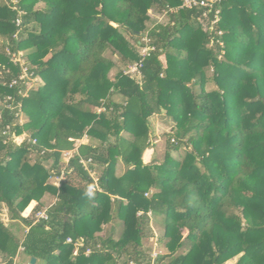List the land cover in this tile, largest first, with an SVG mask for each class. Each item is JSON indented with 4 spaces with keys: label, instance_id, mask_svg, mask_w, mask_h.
<instances>
[{
    "label": "trees",
    "instance_id": "trees-1",
    "mask_svg": "<svg viewBox=\"0 0 264 264\" xmlns=\"http://www.w3.org/2000/svg\"><path fill=\"white\" fill-rule=\"evenodd\" d=\"M182 1L0 2V264H264V0Z\"/></svg>",
    "mask_w": 264,
    "mask_h": 264
},
{
    "label": "rangeland",
    "instance_id": "rangeland-1",
    "mask_svg": "<svg viewBox=\"0 0 264 264\" xmlns=\"http://www.w3.org/2000/svg\"><path fill=\"white\" fill-rule=\"evenodd\" d=\"M0 2H2V0H0ZM37 8L43 7V3L39 2L36 5ZM173 9H171L172 11ZM169 11H162V12H157L153 9H149L148 10V14L150 16L151 21L149 22V25L151 26L152 24H154V22H160L163 24L168 23L169 21V15H168ZM203 25H205V23H203ZM212 26V25H211ZM128 38L133 41V39L131 37L128 36ZM23 51L19 50L17 55L12 54L11 57V61L13 64L16 63H20L21 65H24L27 63L26 58L23 56ZM130 67V66H129ZM128 67V68H129ZM25 71V67L23 68ZM126 72H128V70H126ZM125 72V73H126ZM39 81V83H42V79L37 77L34 78V81ZM37 83V82H36ZM209 88H213L214 85L213 84H209L208 86ZM101 110V109H100ZM164 112V111H163ZM26 118L25 115H21V117L19 118V121L21 122H25ZM166 121V120H165ZM163 119L161 120L159 116L156 115H152L150 117V123L153 127V133H154V137H153V141H154V147L152 149H148L144 155L143 158L145 160H149L152 157H162L163 156V151L166 147V137H164V134L167 133L168 131H170L171 129V123L170 121L165 122ZM159 135L158 137L155 136ZM174 155H176V153H174ZM60 161L61 158H60ZM43 162V161H42ZM52 160L50 161H44L42 164L43 166L50 171V166H51ZM48 181L50 183H55L57 185L60 184V182L57 181V179L55 180V177H51L48 179ZM59 183V184H58ZM49 201V200H48ZM55 198H52L49 203L46 202L47 204H45L44 207L48 208V206H50L52 203H54ZM30 209H31V205L28 206V208H26V211L22 212V215H31L30 214ZM0 218L6 223L8 221V214L6 213V210L0 209ZM109 227L110 226H104L102 231L99 233L101 235H106L109 231ZM25 229V228H24ZM149 231H146L147 233H149V236L145 237L142 239V248L145 250V254L146 257L151 258L150 259V264H163L166 263V261L168 260V258H165L164 260H158V258H161L163 255H167L169 254L168 249L164 246L163 243H161L159 241V238L162 235V228L161 226L156 222H150L149 224ZM236 258L230 259L227 262H225L224 264H234L236 261ZM23 262L25 264H29V259L25 256V255H21L20 258H17L16 261ZM0 262H1V257H0ZM36 264H43V261L38 260V262Z\"/></svg>",
    "mask_w": 264,
    "mask_h": 264
},
{
    "label": "built area",
    "instance_id": "built-area-1",
    "mask_svg": "<svg viewBox=\"0 0 264 264\" xmlns=\"http://www.w3.org/2000/svg\"><path fill=\"white\" fill-rule=\"evenodd\" d=\"M215 1H216V0H183V1H182V4H181L179 7H180V8H182V7H187V8H189V7H193V6H208V7H211L212 4H213ZM207 12H208V11H204V12L202 13V16L206 18V17H207ZM200 20H202V18H201ZM216 20H217V19L213 20V22H215ZM17 54H18V52H17ZM17 54H14V55H17ZM19 65H20V63H19ZM136 68H137V65H136V64L133 65V66H131V71H132V72L135 71ZM23 70H24V69H23ZM23 77H24V75H23ZM82 142H83V140H79V139H77V140L74 141V148L69 149V150L61 151V155H60L61 160L64 161V162H67L70 158H72L73 155L75 154L77 148L79 147V145H80ZM82 162L84 163L85 168H88L89 160H88V161H84V160H82ZM62 178H63V175H61V176H56V177H55V180L57 179V181L60 182V180H61ZM53 184H54L55 186H59V185H57V184H55V183H53ZM58 184H59V183H58ZM92 189H94V188H92ZM34 217H35V220L42 219V218H44V219L47 218L46 209H43V210H41V211H37V212L35 213V216H34ZM68 241H70V239H68Z\"/></svg>",
    "mask_w": 264,
    "mask_h": 264
},
{
    "label": "water",
    "instance_id": "water-1",
    "mask_svg": "<svg viewBox=\"0 0 264 264\" xmlns=\"http://www.w3.org/2000/svg\"><path fill=\"white\" fill-rule=\"evenodd\" d=\"M34 262H35V258L34 257H31L30 264H33Z\"/></svg>",
    "mask_w": 264,
    "mask_h": 264
},
{
    "label": "crops",
    "instance_id": "crops-1",
    "mask_svg": "<svg viewBox=\"0 0 264 264\" xmlns=\"http://www.w3.org/2000/svg\"><path fill=\"white\" fill-rule=\"evenodd\" d=\"M36 262H37V260H35V262L33 263V264H36ZM21 263H23V262H21ZM24 264V263H23Z\"/></svg>",
    "mask_w": 264,
    "mask_h": 264
}]
</instances>
